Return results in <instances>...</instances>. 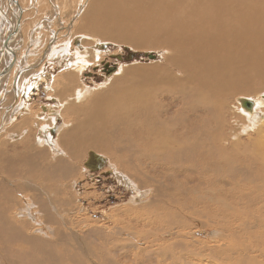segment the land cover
<instances>
[{
  "label": "bare ground",
  "instance_id": "obj_1",
  "mask_svg": "<svg viewBox=\"0 0 264 264\" xmlns=\"http://www.w3.org/2000/svg\"><path fill=\"white\" fill-rule=\"evenodd\" d=\"M5 1L12 15L5 13L10 30L3 42L17 17L20 29L22 15V7ZM4 10L0 8L3 16ZM78 30L90 38L158 49L169 56L161 65L120 70L112 79V96L91 97L75 88L72 97L61 102L76 106L68 107L67 115L74 120L66 131V121L54 124L57 105L47 106L42 113L52 123L44 125L46 129L37 126V145L28 146L20 160L15 159V145L9 157L0 144V264L115 261L118 250L107 225L85 220L84 229L74 227L82 221L77 220L80 210L70 181L89 149L101 158L112 155L122 171L112 175L137 201L150 194L114 212L118 235L129 238L128 231L139 237L136 232H144L143 239L162 241L188 264L224 257V264H264V93L249 98L264 90V0H92ZM19 32L9 39L8 48ZM74 40L77 44L80 39ZM94 46L78 48L75 71L85 69L89 58L92 63L99 59ZM61 52L63 64H69L68 49ZM114 66L118 71L119 65ZM75 73L64 79L69 82ZM57 81L47 88L53 91ZM17 84L15 91L22 90ZM231 98L233 116L224 109ZM14 108L10 117L19 111V106ZM237 114L245 120L239 121ZM52 128L63 133L61 144L50 136ZM250 132L246 142L238 139ZM40 139L48 141V147ZM60 148L64 154L57 159L54 153ZM50 155L53 161H37ZM13 180L28 200L15 198L9 183ZM213 225L231 229L232 238L211 245L188 236Z\"/></svg>",
  "mask_w": 264,
  "mask_h": 264
},
{
  "label": "rangeland",
  "instance_id": "obj_2",
  "mask_svg": "<svg viewBox=\"0 0 264 264\" xmlns=\"http://www.w3.org/2000/svg\"><path fill=\"white\" fill-rule=\"evenodd\" d=\"M90 1L92 0H17L18 5L22 7V25L20 24V35H16L12 40L14 42H11L13 45L12 49L15 50L16 62L7 76L0 78V144L3 142L5 152L10 155L9 157H13L12 146L15 145V159L20 160L19 158L23 157L22 152H24L28 146L31 144L37 145L34 143L38 136L37 134L40 132V129L37 126L41 125V127L46 129L47 126L44 125L52 123L48 120L45 121V119H48L49 117L46 116V113H42L41 107H47L52 104L57 105L55 109H57L59 115L57 114L54 124L62 126L64 121H66V124L63 125L65 128L64 131H66L72 124L71 120H74V117L67 115L69 113L68 110L70 108H76V106L70 107L72 104L69 106L62 105L61 102H63L66 97H72L75 88L87 91L91 97L112 96V79L119 75L120 70L122 71V69L137 66L150 67L153 65H161L165 63L167 56H169L158 49H134L129 44L114 42L112 40L101 41L100 38H90L86 33L80 32L78 30L80 20L84 9ZM7 3L9 2L0 0V8H2V10L5 9L3 11L4 16L0 14L1 22L2 24L4 23L3 29L0 30V50L3 39L6 33L10 30L8 24L9 20L5 13L12 15V12L10 13L8 10L9 8L6 7V5H8ZM76 38L80 39L79 42L76 41L77 44H75L74 40ZM92 38H95L96 40H92ZM89 45H95L94 51L100 54L99 59L92 63L89 58L88 60L90 62H88L89 64H87L85 69L75 71L72 67L78 56V48H84ZM102 45H106V47L103 49V47H101ZM98 46H100V48ZM65 48L69 51V55L65 60L67 61L69 57L71 58L69 64L65 63L66 65L63 64L64 62H61L63 60L60 59V54L62 53L61 50ZM1 54L0 71L11 59L9 53L3 52ZM128 54H134L139 56V58L134 57L131 60H125L124 58ZM144 54H154L155 57L156 55L157 57L155 60L149 61L143 57ZM115 56H122L123 60L118 61L113 59ZM107 64L109 66H114L116 64L120 67L118 66L119 70L112 73V75L107 76L106 79L103 66ZM37 71L39 72L35 73ZM74 71L78 73V76H74L69 82L67 79H64L68 74L71 76H73V74L75 75L76 73ZM56 77L58 79L57 85L54 84L55 89L51 91L49 89L52 86L53 79ZM15 80L16 84L19 82V84L22 85V90L15 91L16 87L13 86ZM69 83L71 84L68 87ZM47 84L49 89L47 88ZM84 88L86 89L84 90ZM59 89L65 90L60 94L58 92ZM262 93H264V90L249 95V98H255ZM52 99H54L55 103H52ZM233 99L234 98H231L226 103L224 109L227 114H231L232 112H230L229 106L234 105ZM17 105L19 108L16 111H19L16 115L10 117L11 111L14 110V107ZM41 114H43V117L37 119ZM235 116L239 121L245 120V118L239 114ZM228 118V120H230V117ZM26 120H29V125L21 124L23 121L27 123ZM21 131L23 132L21 133ZM50 132V136L54 138L55 142H57L58 139H61V144L63 133L56 132L55 128H52ZM226 133L229 138L231 134L230 129H228ZM251 134L252 132L239 135L238 139L241 142H246L249 138L248 136ZM12 135H17L18 137L12 138ZM39 141L41 144L45 143L44 146L48 144V141L41 139ZM3 146L1 145V148ZM89 152L94 151L90 149L85 151L78 164L79 173L70 181V191L75 195V204H77L80 210L76 214L77 220L79 222L82 221V224L80 225L79 223H75L74 227L80 228L81 226V229H84L86 223L88 224L85 220L97 221L99 222V225H104L103 227L107 225L112 231V244L118 250V253H115L116 259L115 261H112V264H188L182 261L179 254H171L167 251L164 246L161 245L163 244L162 241L156 242L154 240L153 242H150L148 239H143L144 232H136L137 235H140L138 237L133 233L124 230L127 234H130L129 238L128 236L117 234L121 228L116 224L117 220H115L114 212L125 210L126 208L133 206L132 204H139L144 198H150V194H145L144 198L137 201L138 197L135 196L136 194L118 182L117 177L115 176H118V172L122 173V171L114 163L112 155H103V158L107 161L99 171H89L84 167V162H86ZM54 154L57 159L63 157V148L58 149V152H55ZM49 160L53 161L51 155L49 158L46 157V159L39 157L37 161L41 164L43 162L48 163ZM26 171L27 168L25 167L21 172L24 173ZM112 172L115 176L112 175ZM1 177H3V175H0V178ZM128 177H130V175ZM14 181L16 180L9 183H11L10 187L12 188L15 198H17L19 202L28 200V198L25 197L26 192L23 194L22 192H18L17 187L14 186ZM4 182L7 181L4 180ZM21 183L25 184L26 182ZM1 191H3V189L0 188V193ZM12 211L15 212V210ZM74 214L75 213L72 212L70 213V216L75 217L73 216ZM109 216H112V218L109 219ZM188 236L202 242L205 240L212 245L219 239L223 240L226 238L227 240H230L232 238V230L213 225L204 227L203 230L200 231V234L197 230H192L188 233ZM138 250H141V252L138 253ZM194 258L195 256L192 257L191 260H194ZM208 259H210V256H208ZM223 259H226V257L220 259L212 258L210 260L224 264L221 261ZM210 260L207 262H195V264H210Z\"/></svg>",
  "mask_w": 264,
  "mask_h": 264
},
{
  "label": "water",
  "instance_id": "obj_3",
  "mask_svg": "<svg viewBox=\"0 0 264 264\" xmlns=\"http://www.w3.org/2000/svg\"><path fill=\"white\" fill-rule=\"evenodd\" d=\"M16 7H18V3L16 0H10ZM19 22H20V17H17L16 19V23H15V27L14 29H12V31L8 34L6 40H4L2 47H1V53L3 52H7L10 54L11 59L9 61V63L0 71V78L6 76L10 70L12 69V67L14 66L16 57H15V53L12 49L8 48V41L9 39L14 36L15 34L18 33L19 31ZM101 47L105 48L106 45H102ZM134 57H138L134 54H128L124 59L125 60H131ZM143 57H145L147 60H154L156 57L152 54H148V55H143ZM113 59L118 60V61H122L123 58L122 56H115L113 57ZM104 71H105V75L108 76L110 74H112L115 70L116 67L115 66H109V65H104ZM14 83H16V80L14 81ZM46 107H41L42 112L46 111ZM106 161L105 159L96 156L93 152H90L88 154V158L86 160V162L84 163V167H86L89 171L91 172H96L98 171L100 168H102L105 165Z\"/></svg>",
  "mask_w": 264,
  "mask_h": 264
},
{
  "label": "crops",
  "instance_id": "obj_4",
  "mask_svg": "<svg viewBox=\"0 0 264 264\" xmlns=\"http://www.w3.org/2000/svg\"><path fill=\"white\" fill-rule=\"evenodd\" d=\"M63 62V61H62ZM41 84V83H40ZM18 106V105H17Z\"/></svg>",
  "mask_w": 264,
  "mask_h": 264
}]
</instances>
